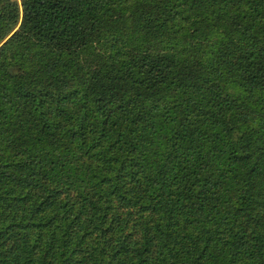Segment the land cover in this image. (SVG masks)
I'll use <instances>...</instances> for the list:
<instances>
[{"label":"trees","instance_id":"1","mask_svg":"<svg viewBox=\"0 0 264 264\" xmlns=\"http://www.w3.org/2000/svg\"><path fill=\"white\" fill-rule=\"evenodd\" d=\"M0 264H264V0H0Z\"/></svg>","mask_w":264,"mask_h":264}]
</instances>
